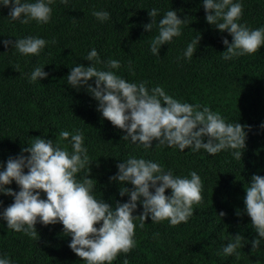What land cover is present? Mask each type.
Returning a JSON list of instances; mask_svg holds the SVG:
<instances>
[{
    "label": "trees",
    "instance_id": "1",
    "mask_svg": "<svg viewBox=\"0 0 264 264\" xmlns=\"http://www.w3.org/2000/svg\"><path fill=\"white\" fill-rule=\"evenodd\" d=\"M237 2L243 6L238 23L249 29L264 27V0H233ZM202 4L203 0H68L67 4L53 0L47 24L12 21L10 8L0 5V166H6L9 157H17L37 137L59 142L71 152V135L60 140L59 134L79 131L89 157L88 178L97 183L93 195L112 207L130 199L121 197V185L110 180L118 173L117 164L130 157L158 163L174 176L190 178L195 171L201 178L202 201L193 205V216L186 223L171 226L168 221L152 223L149 218L140 228L139 220L135 221V247L120 253L112 264L125 260L127 264H264V239L252 252L251 241L258 234L244 204V189L251 177H264V45L253 55L224 60L222 53L227 49L222 41L231 43L232 37L206 22ZM153 8L158 10L157 25L150 33L143 25L151 23L148 11ZM169 10L176 11L181 20L187 16L188 22L181 25L179 37L153 55L151 41L158 35L159 20ZM94 11H107L110 18L101 22L92 15ZM28 36L47 42L39 55L23 56L3 45L5 40L15 43ZM198 36L196 52L191 59L185 58L187 45ZM92 49L105 63L119 61L120 67L111 71L128 82H144L149 91L161 87L182 103L200 105L201 110L209 107L226 123L247 125L242 158H234L231 149L210 155L203 149L181 152L157 146L156 141L151 148L123 141L126 133L102 118L98 102L86 89L76 90L67 83L73 67L90 66L86 57ZM96 66L104 68L103 64ZM36 67L48 76L30 82ZM89 83L95 86L94 81ZM87 171L86 166L77 179ZM125 186L132 189L130 184ZM9 187L19 191L15 182ZM165 194L170 196L171 190ZM41 198L46 195L41 193ZM12 203V197L0 195V213ZM142 211L138 204L134 215ZM35 227L38 234L33 239L8 229L0 219V258L10 264H86L69 248L71 237L63 235L61 224L37 223ZM236 235L244 237L239 255H223V246Z\"/></svg>",
    "mask_w": 264,
    "mask_h": 264
},
{
    "label": "clouds",
    "instance_id": "2",
    "mask_svg": "<svg viewBox=\"0 0 264 264\" xmlns=\"http://www.w3.org/2000/svg\"><path fill=\"white\" fill-rule=\"evenodd\" d=\"M67 4L68 0H61ZM53 0H2L3 7L10 8L9 19L19 20L23 24L35 21L47 24L51 19ZM202 7L206 22L221 33L227 32L232 42L223 39L226 51L224 60L255 54L264 45V27L249 29L238 23L242 16L241 3L233 0H203ZM92 15L104 22L110 18L107 11H94ZM151 23L143 25L145 31L152 32L157 25L158 10L148 11ZM178 18L177 12L167 11L158 22V35L150 45L153 55H159L162 45L179 37L181 25L188 22ZM201 36L187 45L183 56L191 59L197 50ZM42 38L28 36L3 41L5 48L13 47L23 56L39 55L45 47ZM86 60L90 66L77 65L66 77L72 88L86 91L98 102L97 111L102 118L115 128L125 132L123 141L139 143L151 148L153 141L157 146L178 148L181 152L205 150L215 155L223 150H235L232 155L242 158L245 149L247 125L226 123L220 114L209 107L193 106L182 103L169 95L163 88L155 87L150 91L144 82H128L116 75L111 69L120 67L117 60L107 63L99 59L92 49ZM103 64L104 68L96 65ZM17 66V71H18ZM108 69V70H104ZM48 74L43 68L36 67L30 74V82L46 79ZM89 81H94V87ZM264 128V124L261 125ZM250 130V129H249ZM71 135V152L53 140L34 138L30 146L22 147L21 153L9 157L6 166L0 171V195L13 198V203L0 213V219L6 221L7 228L35 239V225L61 224L63 235L71 237L69 248L86 264H112L120 253L127 254L135 247V221L143 228L150 218L152 223L168 221L171 226L187 222L193 216V205L202 201L203 184L200 176L191 172L190 178L174 176L155 162L143 158L130 157L117 164V175L110 178L121 185L119 195L129 196L125 203L116 202L115 207L93 195L95 180L90 176L89 157L83 146L84 136L77 131L70 134L61 131L60 140H68ZM88 167L87 174L80 180L77 174ZM27 170V171H25ZM13 182L19 191L9 187ZM131 185L129 190L125 185ZM171 195H166L167 190ZM246 214L258 238L251 241L255 252L264 239V177L253 175L249 187L244 189ZM41 193L46 199L41 198ZM140 204L143 211L134 215ZM237 215H239L237 213ZM219 216L223 217L224 213ZM100 227H96V225ZM231 242L223 246V255H239L242 235H236ZM0 264H10L7 258H0ZM127 264V261H124Z\"/></svg>",
    "mask_w": 264,
    "mask_h": 264
}]
</instances>
